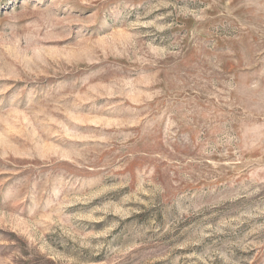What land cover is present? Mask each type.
I'll return each instance as SVG.
<instances>
[{
    "label": "rangeland",
    "instance_id": "374dc122",
    "mask_svg": "<svg viewBox=\"0 0 264 264\" xmlns=\"http://www.w3.org/2000/svg\"><path fill=\"white\" fill-rule=\"evenodd\" d=\"M0 264H264V0H0Z\"/></svg>",
    "mask_w": 264,
    "mask_h": 264
}]
</instances>
